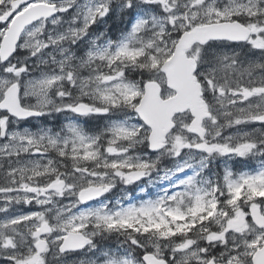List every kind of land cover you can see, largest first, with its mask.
<instances>
[{
	"label": "snow or ice",
	"instance_id": "1",
	"mask_svg": "<svg viewBox=\"0 0 264 264\" xmlns=\"http://www.w3.org/2000/svg\"><path fill=\"white\" fill-rule=\"evenodd\" d=\"M0 264H264V0H0Z\"/></svg>",
	"mask_w": 264,
	"mask_h": 264
}]
</instances>
